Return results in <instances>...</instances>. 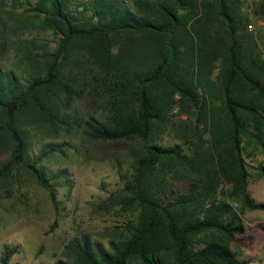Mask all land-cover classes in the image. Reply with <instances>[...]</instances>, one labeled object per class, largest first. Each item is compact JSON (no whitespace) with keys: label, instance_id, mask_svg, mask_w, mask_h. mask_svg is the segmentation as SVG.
I'll return each mask as SVG.
<instances>
[{"label":"trees","instance_id":"16d2710c","mask_svg":"<svg viewBox=\"0 0 264 264\" xmlns=\"http://www.w3.org/2000/svg\"><path fill=\"white\" fill-rule=\"evenodd\" d=\"M12 1L14 10L25 5ZM27 2L57 42L27 57L25 82L0 68V131L15 145L0 184L28 154L29 129L54 123L74 101L97 106L83 122L89 139L138 142L132 174L121 176L132 211L125 236L108 245L75 236L69 260L55 264H247L231 247L246 231L233 202L241 212L264 211L246 160L249 146L248 156L264 152V33L249 31L242 0H89L76 14L73 0ZM12 102L18 109L9 120ZM26 112L42 121L20 124ZM166 137L174 143L161 144ZM22 166L55 203L46 175ZM177 181L187 191H177ZM17 253L5 246L0 264Z\"/></svg>","mask_w":264,"mask_h":264},{"label":"rangeland","instance_id":"374dc122","mask_svg":"<svg viewBox=\"0 0 264 264\" xmlns=\"http://www.w3.org/2000/svg\"><path fill=\"white\" fill-rule=\"evenodd\" d=\"M27 1L17 10L12 0L0 3V35L3 37L0 42L4 47L0 51V68L14 71L24 82L31 77L27 57L53 50L57 42L54 33L43 28L44 17L35 18L32 5ZM88 2L73 0V13L83 11ZM242 3V11L250 17L249 31L264 33L261 1L242 0ZM85 15L92 16L93 12L85 11ZM63 106L64 110L55 114L54 123L43 122L39 128L29 129L28 154L16 157L19 163L13 175L0 184V258L5 246L16 247L18 253L12 264H55L61 259L69 260L66 246L78 235H88L106 245L125 236L124 226L132 211L125 204V180L121 176H131L132 154L138 142L89 139L83 122L97 112V106L92 100ZM17 117L23 125L42 121L27 112ZM2 123L4 117L0 110V125ZM160 143L171 145L174 141L166 137ZM14 148L13 141L0 131V165L13 159ZM247 150L251 173L249 189L253 198L262 203L264 177H258V173L264 167V152L248 156L252 147ZM24 163L35 165L46 175L56 194L55 203L33 173L22 166ZM188 187L186 181H177L175 185L180 192L187 191ZM233 205L241 213L246 230L242 236H236L231 246L233 251L247 264H264V211L241 212L239 203L233 202Z\"/></svg>","mask_w":264,"mask_h":264},{"label":"water","instance_id":"95a60500","mask_svg":"<svg viewBox=\"0 0 264 264\" xmlns=\"http://www.w3.org/2000/svg\"><path fill=\"white\" fill-rule=\"evenodd\" d=\"M18 109V105L16 102H12L7 106V112H8V119L11 120L15 114V112ZM16 162L19 163V159H16Z\"/></svg>","mask_w":264,"mask_h":264},{"label":"built area","instance_id":"2783aa9c","mask_svg":"<svg viewBox=\"0 0 264 264\" xmlns=\"http://www.w3.org/2000/svg\"><path fill=\"white\" fill-rule=\"evenodd\" d=\"M126 3L130 2L131 0H124Z\"/></svg>","mask_w":264,"mask_h":264}]
</instances>
